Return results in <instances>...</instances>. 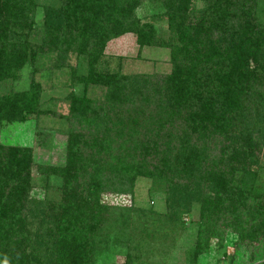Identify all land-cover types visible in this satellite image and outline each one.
Returning <instances> with one entry per match:
<instances>
[{
	"label": "trees",
	"instance_id": "1",
	"mask_svg": "<svg viewBox=\"0 0 264 264\" xmlns=\"http://www.w3.org/2000/svg\"><path fill=\"white\" fill-rule=\"evenodd\" d=\"M143 1L44 4L35 40L38 2L0 0V86L30 67L28 89L0 93V130L4 122L47 112L35 79L41 59L74 71L75 55L86 72L74 81L105 88L97 99L66 97L65 163L40 170L46 180H61L57 201L28 207L32 149L0 140V264H93L98 236L116 211L102 194L133 199L139 177L164 191L169 214L200 205L194 256L209 248L211 237L220 246L224 228L235 234L236 247L251 244L264 254L260 0H148L162 6L165 30L136 15ZM125 33L135 34L140 47L168 48L171 70H110L106 44Z\"/></svg>",
	"mask_w": 264,
	"mask_h": 264
},
{
	"label": "rangeland",
	"instance_id": "2",
	"mask_svg": "<svg viewBox=\"0 0 264 264\" xmlns=\"http://www.w3.org/2000/svg\"><path fill=\"white\" fill-rule=\"evenodd\" d=\"M35 1L39 4L35 13L37 32L42 30L44 4L59 5L61 0ZM196 4L201 6L200 1ZM162 11L160 4L146 0L137 7L136 15L165 30L167 24L160 14ZM153 15L156 17L153 18ZM258 15L264 21V0L259 1ZM39 37L37 32L33 39L39 40ZM104 55L110 70L124 74L168 73L172 67L168 48L140 47L133 33H125L110 40L106 44ZM39 62L42 69L36 73L35 79L42 85L40 108L47 112L31 114L23 121L4 122L0 130L2 143L32 149L35 163L28 197L32 202L28 203V207H34L33 202L57 201L60 198L61 180L56 177L46 180L40 170L46 164L65 163L66 131L69 127V101L66 97L73 93L97 99L105 94L102 86L74 81L75 77L86 72L85 61L75 55L70 59V63L75 66L74 71L71 66L52 67L47 58ZM29 70L28 66L22 69L21 77L16 81H5L0 86V93L28 89ZM261 163L263 167L260 170L259 185L264 188V150ZM101 201L116 207V211L113 225L107 224L98 236L93 264H252L254 261L260 263L264 260V254L257 252L251 244L236 247L235 234L225 228L221 230L223 238L220 246L217 238L211 237L209 248L194 256L200 205L193 202L188 213L177 216L169 214L164 191L149 178L136 179L133 199L129 195L105 192ZM252 254L254 257L250 259Z\"/></svg>",
	"mask_w": 264,
	"mask_h": 264
}]
</instances>
